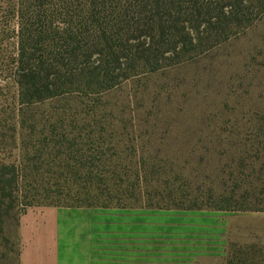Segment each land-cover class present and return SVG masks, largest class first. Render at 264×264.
<instances>
[{"label":"trees","instance_id":"obj_1","mask_svg":"<svg viewBox=\"0 0 264 264\" xmlns=\"http://www.w3.org/2000/svg\"><path fill=\"white\" fill-rule=\"evenodd\" d=\"M3 18L0 238L33 207L264 213V0H8ZM238 44L200 99L190 70Z\"/></svg>","mask_w":264,"mask_h":264},{"label":"crops","instance_id":"obj_2","mask_svg":"<svg viewBox=\"0 0 264 264\" xmlns=\"http://www.w3.org/2000/svg\"><path fill=\"white\" fill-rule=\"evenodd\" d=\"M223 212H181L176 217L174 252L152 251L149 229L146 235L103 236L102 217L94 209L42 207L20 218V264H227L218 248ZM149 215L142 216L143 225ZM140 221V220H139ZM149 221H146V223ZM134 224V221H133ZM139 224V223H138ZM130 231H134L131 227ZM161 238V237H160ZM156 244V243H155ZM161 244V243H160ZM166 250V249H164Z\"/></svg>","mask_w":264,"mask_h":264},{"label":"rangeland","instance_id":"obj_3","mask_svg":"<svg viewBox=\"0 0 264 264\" xmlns=\"http://www.w3.org/2000/svg\"><path fill=\"white\" fill-rule=\"evenodd\" d=\"M8 0H0V30L4 28L5 9L7 7ZM2 20V21H3ZM10 27H15V22L11 21ZM7 28V27H6ZM10 28V30H12ZM7 43H3L1 48H5ZM245 45L238 44L235 47L229 46L222 49L221 51L213 54L205 60H201L195 69L190 70L189 76L197 75L201 79V83L198 84L196 91L200 99H203V93L207 90L214 88V80L223 79L221 74L224 75L225 70L219 71V74L215 75L216 69L214 66L220 62L223 56L234 52L238 54ZM204 100V99H203ZM3 100L0 99V102ZM193 127V126H184ZM204 144V143H203ZM42 208V207H33ZM33 208L28 209L31 211ZM26 211V212H27ZM25 212V213H26ZM97 219L102 217L103 222V236H116V237H127V236H138L146 235L140 231L142 227L148 228L149 235L152 238L164 239L158 243L152 241V251H158L157 248H161V251L174 252L178 245L175 244L174 238L178 236L175 233V227L177 224L176 217H180L181 212H192V211H175V210H121V209H94ZM202 212H215L209 210H203ZM220 224H222V233H213L212 236H217L218 245L213 247L218 248V251L223 252L229 259L234 255H240L248 252V260L257 263L261 260L258 257L259 251L264 253V213L255 212H223ZM24 214V213H23ZM19 222L16 227L12 222L10 228L5 230V238H0V264H20V238L18 234ZM149 215V220H145L143 225L142 216ZM140 220V221H139ZM134 221V224H133ZM146 221H149L146 223ZM139 223V224H138ZM131 227H134V231H130ZM161 237V238H160ZM156 243V244H155ZM166 249V250H164ZM12 251V252H10ZM241 256V255H240ZM244 257V256H243ZM264 264V262H262Z\"/></svg>","mask_w":264,"mask_h":264}]
</instances>
